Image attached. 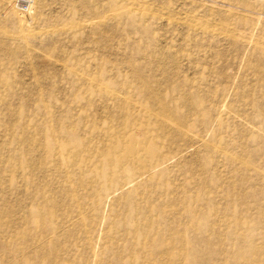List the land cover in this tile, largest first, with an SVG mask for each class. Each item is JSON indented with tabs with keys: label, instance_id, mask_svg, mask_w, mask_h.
<instances>
[{
	"label": "rangeland",
	"instance_id": "obj_1",
	"mask_svg": "<svg viewBox=\"0 0 264 264\" xmlns=\"http://www.w3.org/2000/svg\"><path fill=\"white\" fill-rule=\"evenodd\" d=\"M5 247L264 264V0H0V264Z\"/></svg>",
	"mask_w": 264,
	"mask_h": 264
},
{
	"label": "bare ground",
	"instance_id": "obj_2",
	"mask_svg": "<svg viewBox=\"0 0 264 264\" xmlns=\"http://www.w3.org/2000/svg\"><path fill=\"white\" fill-rule=\"evenodd\" d=\"M25 2H26V4H27V10L30 8V6H31V4H32V0H25ZM126 114H128V111H123L122 112V116H123V118H124V116L126 115ZM131 119V118H130ZM124 120H125V118H124ZM165 120H166V122L167 121H170V118L168 117V116H166L165 117ZM124 125H126V124H130V128H132V127H134V129H137L138 130V128L137 127H140L139 126V123H137L136 121H133V122H129V120L128 119H126V121L123 123ZM141 128V127H140ZM126 129V128H125ZM143 131H144V134L145 135H147L148 133L146 132V129H145V127H144V129L143 128H141ZM133 137H134V139H133ZM133 137H130V136H127L126 138H125V140L127 141V144L124 146V147H122V151H121V153L119 154V158H122V159H128V160H130V159H132V157H133V155L136 153V152H138L139 151V149H140V147H141V145H139V143H138V138L137 137H135V136H133ZM192 146V145H191ZM119 147H120V145H119ZM140 166L143 168V169H145V166H146V164H140ZM155 167H157V166H155ZM155 167H153V168H151V170H153ZM146 173H149V172H146ZM133 181H131V182H128V184H130V183H132ZM127 185V184H126ZM125 185V186H126ZM104 193H105V191H103V189H101L99 192H97V195H99V199L100 200H102L103 199V196H104ZM240 241V245H239V247L238 248H241L242 247V242L244 241V242H246V243H249L250 241H251V239L248 237V238H238L237 239V242H239ZM88 251V250H87ZM258 252H254L253 254H257ZM165 254V253H164ZM240 255V256H239ZM252 255V254H251ZM4 258H5V261H4V264H6L7 263V261L10 259V252L8 251V249L5 247L4 248ZM96 258V257H95ZM248 258V254H244L243 253V251H239L238 252V254L236 255V256H234V260L236 261V262H241V260L242 261H245L246 262V264H251L250 263V259H247ZM13 259H14V257H13ZM14 261V260H13ZM27 261V260H26ZM21 262V261H20Z\"/></svg>",
	"mask_w": 264,
	"mask_h": 264
},
{
	"label": "built area",
	"instance_id": "obj_3",
	"mask_svg": "<svg viewBox=\"0 0 264 264\" xmlns=\"http://www.w3.org/2000/svg\"><path fill=\"white\" fill-rule=\"evenodd\" d=\"M19 2L24 6V7H26L27 6V4H26V2H25V0H19Z\"/></svg>",
	"mask_w": 264,
	"mask_h": 264
}]
</instances>
